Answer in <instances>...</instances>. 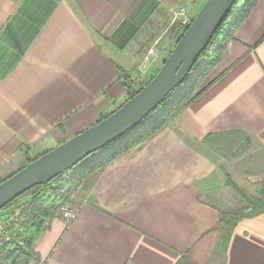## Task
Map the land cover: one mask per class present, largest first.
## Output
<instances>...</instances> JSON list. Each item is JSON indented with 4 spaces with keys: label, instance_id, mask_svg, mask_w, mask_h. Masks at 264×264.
<instances>
[{
    "label": "crops",
    "instance_id": "0c3cea01",
    "mask_svg": "<svg viewBox=\"0 0 264 264\" xmlns=\"http://www.w3.org/2000/svg\"><path fill=\"white\" fill-rule=\"evenodd\" d=\"M184 2L0 0V181L122 104L121 71L146 82L163 53L145 74L139 63ZM212 80L168 128L91 180L72 222H47L27 264H264V213L220 230L217 208L200 199L216 171L205 138L240 132L264 145V0L203 86Z\"/></svg>",
    "mask_w": 264,
    "mask_h": 264
},
{
    "label": "trees",
    "instance_id": "16d2710c",
    "mask_svg": "<svg viewBox=\"0 0 264 264\" xmlns=\"http://www.w3.org/2000/svg\"><path fill=\"white\" fill-rule=\"evenodd\" d=\"M257 1L258 0H235L216 28L208 46L197 57L190 73L184 81L175 88L153 112L141 121L137 127L115 143L87 156L76 166L62 175L57 176L46 185L36 186L25 192L0 211V214L9 211L21 200L27 199V204L24 205V209L21 213L22 223L19 227V229L22 230V236H13L10 242L1 250L0 264H19L15 259L19 255L24 257L23 264H27L30 260L36 261L38 258L33 251V243L47 229V222L58 215L57 211L62 207L68 195L73 193L89 178L94 179L110 163L128 152L140 148L144 143L150 141L168 128L174 122L178 114H180L196 96L213 83L214 80L203 86L205 80L220 62L222 53L227 43L232 39L235 30L249 15ZM146 8L143 6L140 10V14L145 15L147 13ZM140 19H142V17H140ZM176 27V35L179 34L180 30L183 32L179 25ZM167 56L168 55H166V57ZM164 59L161 61L160 65L163 63ZM159 68L160 66L158 69ZM158 69L148 78L145 84L151 80ZM121 78L125 84L127 101L136 95L142 86L136 90H131L133 89L134 81L131 80L124 71H121ZM112 112L100 116L96 123L105 119ZM211 137H213V135L208 136L203 141L207 142ZM38 157L39 156L30 160L28 164ZM227 181L229 184L231 181L230 178H227ZM230 185L234 190H239L232 182ZM239 194L243 198L246 208L238 213H230L217 208L220 216L218 229L230 230L241 219L253 218L264 213L263 198H256L245 192ZM8 249L13 250L8 252ZM176 264L198 263L191 261L185 256H181Z\"/></svg>",
    "mask_w": 264,
    "mask_h": 264
},
{
    "label": "water",
    "instance_id": "95a60500",
    "mask_svg": "<svg viewBox=\"0 0 264 264\" xmlns=\"http://www.w3.org/2000/svg\"><path fill=\"white\" fill-rule=\"evenodd\" d=\"M234 2L206 0L156 74L136 95L102 121L42 154L0 182V211L25 192L46 185L137 127L184 81Z\"/></svg>",
    "mask_w": 264,
    "mask_h": 264
},
{
    "label": "rangeland",
    "instance_id": "374dc122",
    "mask_svg": "<svg viewBox=\"0 0 264 264\" xmlns=\"http://www.w3.org/2000/svg\"><path fill=\"white\" fill-rule=\"evenodd\" d=\"M205 1L206 0H186L182 7H184L188 15L193 18ZM176 26H178V24L175 20L172 24V28L167 26L165 29L162 28L160 30V28H158V30H156L155 35L161 31L163 36L159 44H157V46L155 45L156 47L154 48L158 51L159 56L163 53V59L170 53L178 38L183 33L180 30V35L176 38ZM174 38H176L175 41ZM167 39L169 40L170 46L167 45V47L164 48L165 46L163 45L161 47L162 44H165L164 42H166ZM146 82H140V80L137 79L134 81L133 89L131 90H136L141 86L143 87ZM201 145L212 158L216 167L214 176L204 184L202 196L200 197L202 201L222 211L238 213L246 208L243 198L239 193L245 192L250 196L264 199V145L240 132L213 135L207 142L203 141ZM227 178H230V183L232 182L236 185L239 190H234L230 183L228 184ZM91 180L92 178H89L81 184V188L79 187L73 193H70L62 207L74 206L76 203L75 201L80 199V196L83 194L82 191L84 192V188L86 191L88 190ZM26 204L27 199H23L17 205L24 206ZM62 207L57 211L58 215L62 214ZM17 236H22V230L14 234V237ZM12 250L13 249H8V252ZM15 259L19 264H23L24 262V257L22 255L17 256Z\"/></svg>",
    "mask_w": 264,
    "mask_h": 264
},
{
    "label": "built area",
    "instance_id": "2783aa9c",
    "mask_svg": "<svg viewBox=\"0 0 264 264\" xmlns=\"http://www.w3.org/2000/svg\"><path fill=\"white\" fill-rule=\"evenodd\" d=\"M192 19L193 18L188 15V12L184 7L177 9L176 13L174 14V20L177 21V24L182 28L183 31L188 28L192 22ZM157 54L158 51L155 48H150L148 50L147 54L144 56L138 66V69L142 74L148 72L152 63L151 58L156 57ZM23 209V205H16L9 211H5L0 214V253L1 250L10 242L14 234L18 233L20 230L19 227L22 223L21 213ZM78 209L79 208L77 206L73 205L62 207L61 215L67 224L75 219Z\"/></svg>",
    "mask_w": 264,
    "mask_h": 264
}]
</instances>
